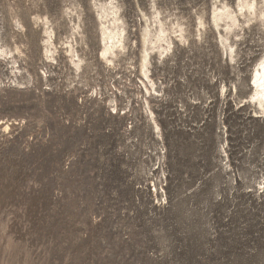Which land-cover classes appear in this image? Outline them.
Listing matches in <instances>:
<instances>
[{
	"label": "rangeland",
	"instance_id": "374dc122",
	"mask_svg": "<svg viewBox=\"0 0 264 264\" xmlns=\"http://www.w3.org/2000/svg\"><path fill=\"white\" fill-rule=\"evenodd\" d=\"M111 1L125 48L108 63L96 5ZM237 2L0 0V264H264L263 22L240 18L224 47L210 21ZM154 17L172 43L150 52L147 91Z\"/></svg>",
	"mask_w": 264,
	"mask_h": 264
},
{
	"label": "bare ground",
	"instance_id": "6f19581e",
	"mask_svg": "<svg viewBox=\"0 0 264 264\" xmlns=\"http://www.w3.org/2000/svg\"><path fill=\"white\" fill-rule=\"evenodd\" d=\"M96 7L98 8V18L100 20V58L104 59L108 63H113V57H116L118 52L125 48L123 36V32L125 30L123 31L122 25L120 23V16L118 15L117 6L112 1L109 3L96 5ZM71 11L72 9L69 8L66 12L71 13ZM240 18H244L245 24H248L253 20L262 21L264 28V0H238L235 10H231L227 5L217 6L214 4L210 21L212 22V26L214 28H219L221 26L224 28L225 35L221 31H218L220 42L224 47L227 39H229L227 35L231 30L239 26ZM42 22L44 25V33L46 34V38L44 39V52H46L48 56L50 55V57H52L54 50L56 49V45L53 40V31L50 30L48 26H46L48 23L47 21ZM146 22L148 23L142 32L140 40L142 50L139 60V72L141 74L140 78L145 84L146 90L150 91L145 83V79L149 81L152 89L156 91L155 83L149 75L148 66L150 64V52L156 50V52L159 53V56L165 59L170 56V44L172 41L167 35L168 31L164 28L163 22L160 19L157 20L156 17H154L150 21V18H147ZM202 24V21H200L199 25ZM153 25L155 26L154 29H152ZM178 32H180L178 35L179 39H182L183 35L181 33V29ZM164 43L167 45H164ZM228 43L226 54L227 56L229 54L230 59L233 60V54L235 52L233 50L234 43ZM67 51H69L71 54L70 62L75 72L80 71L82 69L83 59L79 56L74 58L76 54L75 52L73 53L70 42L67 44ZM0 54L2 56L8 55L1 46ZM249 86L252 90L250 99L256 107L255 112L264 114V56L256 62L249 80ZM150 115L155 128H158L151 111Z\"/></svg>",
	"mask_w": 264,
	"mask_h": 264
}]
</instances>
